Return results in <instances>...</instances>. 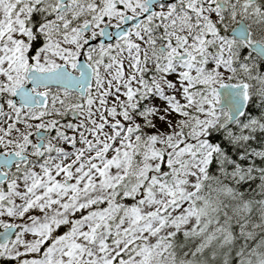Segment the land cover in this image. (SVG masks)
Segmentation results:
<instances>
[{
    "label": "snow or ice",
    "instance_id": "snow-or-ice-1",
    "mask_svg": "<svg viewBox=\"0 0 264 264\" xmlns=\"http://www.w3.org/2000/svg\"><path fill=\"white\" fill-rule=\"evenodd\" d=\"M0 264H264V0H0Z\"/></svg>",
    "mask_w": 264,
    "mask_h": 264
}]
</instances>
